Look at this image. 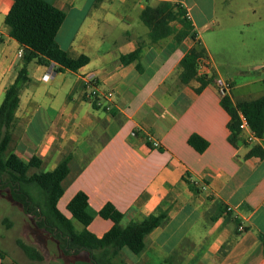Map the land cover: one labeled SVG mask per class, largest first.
Wrapping results in <instances>:
<instances>
[{"label":"crops","instance_id":"0c3cea01","mask_svg":"<svg viewBox=\"0 0 264 264\" xmlns=\"http://www.w3.org/2000/svg\"><path fill=\"white\" fill-rule=\"evenodd\" d=\"M14 1L0 0V106L24 67L23 46L5 23ZM46 1L66 14L60 47L89 63L77 71L27 64L11 148L24 163L40 159L34 172H52L70 158L58 209L71 219L67 205L84 192L96 212L113 204L124 227L163 210L167 219L146 236L143 250L123 248L116 264H264V156L249 155L254 147L264 151V132L253 144L246 132L234 136L218 87L232 85L225 97L233 106L264 97V59L240 68L231 58L233 43L246 46L237 26L250 25L252 16L264 21V0ZM162 2L190 14L194 38L150 39L141 14ZM195 47L206 51L198 74L211 80L201 92L199 81L181 82V61ZM85 74L113 92L102 100L109 111L85 100ZM192 135L208 142L204 152L189 144ZM112 226L97 216L87 229L101 238ZM14 261L5 254L0 264Z\"/></svg>","mask_w":264,"mask_h":264},{"label":"trees","instance_id":"16d2710c","mask_svg":"<svg viewBox=\"0 0 264 264\" xmlns=\"http://www.w3.org/2000/svg\"><path fill=\"white\" fill-rule=\"evenodd\" d=\"M186 14L187 11L179 4L162 2L156 7H146L142 11L141 19L150 30L151 40L173 36L180 42L190 35L195 37L194 28ZM65 18L64 11L46 0H15L5 19L11 37L23 46L24 67L7 89L0 106V191L2 193V190H6V193H2L3 196L20 205L27 215L35 214L40 217L36 220L37 227L53 235L66 256L79 257L81 264H116L115 260L123 248H128L135 254L141 252L146 236L166 221L167 214L160 209L143 221L132 222L124 227L121 224L124 214L113 204L109 203L96 212L91 208L88 196L84 192H78L67 205L72 216L70 219L58 209V201L65 191L64 181L70 173V158H66L52 172H34L29 175L31 169L40 168V159L34 157L30 163H24L11 148V127L20 103V94L30 81L27 64L32 61L39 65L55 63L58 71H77L89 63L87 56L72 58L58 44L56 37ZM174 21H180L182 27H173L171 23ZM205 56V49L195 47L181 61V82L188 84L193 80L199 81L198 92L211 81L198 74L200 61ZM133 59L134 55L122 57L124 63ZM223 105L231 116L229 128L234 136L240 131L238 110H241L247 116L253 131L258 137H262L264 97L236 106L224 97ZM189 144L200 153L208 147V142L197 135L190 137ZM249 155L263 157L264 151L254 147ZM97 216L113 223L111 229L101 238L87 229ZM74 220L80 222L84 229L77 231ZM6 223L10 227L11 223L7 220ZM261 240L264 247V236ZM18 245L31 260H43L42 254L36 248L22 241H18ZM4 258L5 253L0 250V259ZM13 264L19 263L14 261Z\"/></svg>","mask_w":264,"mask_h":264},{"label":"rangeland","instance_id":"374dc122","mask_svg":"<svg viewBox=\"0 0 264 264\" xmlns=\"http://www.w3.org/2000/svg\"><path fill=\"white\" fill-rule=\"evenodd\" d=\"M251 19L250 25L241 23L237 26V28L246 31L243 37L246 46L240 42L233 43L231 58L240 68L259 63L264 59V21L259 20L257 16H252ZM216 26L217 24L212 27ZM250 30H254V32L248 33ZM210 33V31H203L205 36ZM34 171L32 169L29 175ZM3 192L7 191L2 190ZM2 193L0 191V250L20 264H31L32 260L18 245V241H22L36 248L43 256L42 261H32V264H81L77 261L80 260L79 257L64 254L53 235L37 227L36 220H39L40 217L35 214L27 215L20 205L8 200ZM63 206L64 201L60 203V208L65 211ZM6 220L11 223L10 227ZM74 224L77 231L83 228V225L76 220H74ZM27 260H30V263Z\"/></svg>","mask_w":264,"mask_h":264},{"label":"built area","instance_id":"2783aa9c","mask_svg":"<svg viewBox=\"0 0 264 264\" xmlns=\"http://www.w3.org/2000/svg\"><path fill=\"white\" fill-rule=\"evenodd\" d=\"M187 19L191 20L190 14L187 12L186 14ZM24 50L19 52V56L23 57ZM202 61V59H201ZM200 61V65H201ZM200 67V66H199ZM52 78V75H45L44 80H48ZM82 85L85 91V100L93 105L104 107L106 110H110V104L104 105L102 100L111 101L113 98V92L104 93L96 79V77L92 74H85L81 77ZM219 92L221 96L225 97L231 91L232 85L229 82H220L219 83ZM238 119H239V130L241 132H246V141L250 144H253L259 137L253 131L250 126V122L247 116L241 111L238 110ZM148 141L152 143L153 148H158L159 143L158 141L154 140L152 136H148ZM240 231L244 229L242 227L239 228Z\"/></svg>","mask_w":264,"mask_h":264}]
</instances>
